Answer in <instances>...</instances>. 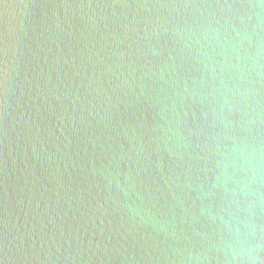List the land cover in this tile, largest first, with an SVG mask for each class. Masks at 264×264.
Here are the masks:
<instances>
[{
    "label": "water",
    "instance_id": "95a60500",
    "mask_svg": "<svg viewBox=\"0 0 264 264\" xmlns=\"http://www.w3.org/2000/svg\"><path fill=\"white\" fill-rule=\"evenodd\" d=\"M249 2L0 0L2 264L210 250L240 119L219 94L231 12L184 6Z\"/></svg>",
    "mask_w": 264,
    "mask_h": 264
},
{
    "label": "clouds",
    "instance_id": "9594fccd",
    "mask_svg": "<svg viewBox=\"0 0 264 264\" xmlns=\"http://www.w3.org/2000/svg\"><path fill=\"white\" fill-rule=\"evenodd\" d=\"M184 7L231 12L218 41L224 55L220 71L228 75L219 81V94L221 108L235 107L240 119L231 145L217 149L222 159L213 188L222 191L224 203L210 250L186 249L181 264H264V0Z\"/></svg>",
    "mask_w": 264,
    "mask_h": 264
}]
</instances>
